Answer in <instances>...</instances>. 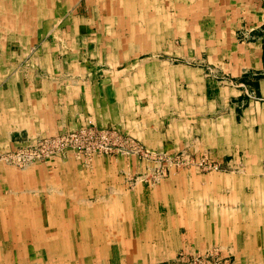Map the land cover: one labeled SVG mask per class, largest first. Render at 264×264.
<instances>
[{"label": "crops", "instance_id": "crops-1", "mask_svg": "<svg viewBox=\"0 0 264 264\" xmlns=\"http://www.w3.org/2000/svg\"><path fill=\"white\" fill-rule=\"evenodd\" d=\"M0 4V151L94 125L217 166L156 184L114 154L0 166L4 264H153L213 244L264 256V0Z\"/></svg>", "mask_w": 264, "mask_h": 264}, {"label": "rangeland", "instance_id": "rangeland-1", "mask_svg": "<svg viewBox=\"0 0 264 264\" xmlns=\"http://www.w3.org/2000/svg\"><path fill=\"white\" fill-rule=\"evenodd\" d=\"M106 130H113L127 138H130L134 142L136 150H134L133 153H129V155L112 152V153L94 154L91 155L90 157L83 155L80 158H77L76 155H74L75 158L78 160L91 162L94 156L114 154V155H122L125 157L128 156L136 157L142 163L143 169L137 176L134 177V180H138L139 182H143L145 184H156L162 181L163 179H166L168 177V173L170 169H172V171H177L179 169H185L194 166H197L199 170H201L202 172L217 169V166L213 162H210L205 157L197 159L195 155L190 154L187 151H178L176 153H169L168 151H164V150H153L145 147V145H143L136 137H134L130 133H122L115 129H106ZM26 145L20 146L14 150H3L0 152L8 153V152L16 151ZM55 159H52L48 162L35 163V164H51ZM32 165L20 168V167H14L8 163H4L0 161V166L14 167L17 169H28ZM28 226L34 229L35 224H28ZM5 241L0 240V264H4L5 263L4 258H7L3 254ZM255 250L257 254L245 255L243 251L242 250L239 251L237 247L236 249H229V247L225 248L223 246L222 248L214 244L207 246L205 245L204 247L201 246L199 249H180L176 251V253H174L172 259L170 260L159 259L155 261L153 264H264V256L260 254L259 250L257 249ZM43 257L45 259L47 258L46 256ZM135 262L136 261H132L130 262V264H140Z\"/></svg>", "mask_w": 264, "mask_h": 264}, {"label": "built area", "instance_id": "built-area-1", "mask_svg": "<svg viewBox=\"0 0 264 264\" xmlns=\"http://www.w3.org/2000/svg\"><path fill=\"white\" fill-rule=\"evenodd\" d=\"M136 150L134 142L116 131L93 125L82 126L64 133L45 135L19 150L0 152V161L14 167H26L48 162L67 153L77 158L94 154L117 152L129 155Z\"/></svg>", "mask_w": 264, "mask_h": 264}, {"label": "bare ground", "instance_id": "bare-ground-1", "mask_svg": "<svg viewBox=\"0 0 264 264\" xmlns=\"http://www.w3.org/2000/svg\"><path fill=\"white\" fill-rule=\"evenodd\" d=\"M124 1V0H123ZM142 1V0H141ZM19 2H20V0H19ZM31 4V3H30ZM146 4V3H145ZM1 5V4H0ZM38 5V4H37ZM155 5V4H154ZM97 6H98V4H97ZM182 7V6H181ZM18 8V7H17ZM100 8V7H99ZM66 10V9H65ZM88 11V10H87ZM62 12V11H61ZM66 12V11H65ZM93 12V11H92ZM67 13V12H66ZM88 13V12H87ZM62 14V13H61ZM132 14V13H131ZM134 14V13H133ZM28 15V14H27ZM13 17V16H12ZM20 17V16H19ZM27 17V16H26ZM175 17V16H174ZM17 18V17H16ZM93 18V17H92ZM44 19V18H43ZM93 20V19H92ZM21 22V21H20ZM31 24V23H30ZM99 25V24H98ZM7 26V25H6ZM23 27V26H22ZM6 28V27H5ZM35 29V28H34ZM31 32V31H30ZM38 32V31H37ZM53 32V31H52ZM150 32V31H149ZM3 33V32H2ZM64 33V32H63ZM55 34V33H54ZM101 34V33H100ZM55 36H56V34H55ZM3 37H4V35H3ZM7 37V36H6ZM71 38V37H70ZM4 39V38H3ZM7 39V38H6ZM95 39V38H94ZM62 40V39H61ZM39 41V40H38ZM66 41V40H65ZM64 42V41H63ZM71 42V41H70ZM12 43V42H11ZM29 47V46H28ZM27 47V48H28ZM98 47V46H97ZM95 54V53H94ZM84 55V54H83ZM99 55V54H98ZM68 69V68H67ZM264 146V145H263ZM255 151V150H254ZM8 174H9V172H8ZM14 174V173H13ZM3 175V174H2ZM250 182V181H249ZM243 183V182H242ZM260 184H261V182H260ZM224 185V184H223ZM222 185V186H223ZM30 190V189H29ZM34 190H36V189H34ZM222 190V189H221ZM55 191V190H54ZM32 192V191H31ZM211 194V193H210ZM209 196V195H208ZM196 198V197H195ZM46 199V198H45ZM238 201V200H237ZM219 203V202H218ZM239 203V202H238ZM60 204V203H59ZM47 205V204H46ZM205 206V205H204ZM257 206V205H256ZM230 207V206H229ZM199 208V207H198ZM209 208V207H208ZM229 209V208H228ZM217 210V209H216ZM232 210V209H231ZM248 210V209H247ZM231 212V211H230ZM230 214V213H229ZM213 221V220H212ZM76 226V225H75ZM35 231V230H34ZM25 235V234H24ZM9 237V236H8ZM27 237H28V235H27ZM1 240V239H0ZM8 241V240H7ZM12 247V246H11ZM53 248V247H52ZM47 249V248H46ZM44 250V249H43ZM63 250V249H62ZM36 252V251H35ZM14 256V255H13ZM16 256V255H15ZM64 256V255H63ZM26 257V256H25ZM36 257V256H35ZM8 258V257H7ZM60 258V257H59ZM81 258V257H80ZM29 259V258H28ZM43 260V259H42ZM82 260V259H81ZM84 262V261H83ZM60 263V262H59ZM35 264H36V262H35ZM61 264V263H60ZM64 264V263H63ZM84 264V263H83Z\"/></svg>", "mask_w": 264, "mask_h": 264}]
</instances>
